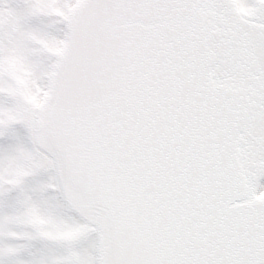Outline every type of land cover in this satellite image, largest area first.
Returning <instances> with one entry per match:
<instances>
[{
  "label": "snow or ice",
  "instance_id": "1",
  "mask_svg": "<svg viewBox=\"0 0 264 264\" xmlns=\"http://www.w3.org/2000/svg\"><path fill=\"white\" fill-rule=\"evenodd\" d=\"M0 264H264V0H0Z\"/></svg>",
  "mask_w": 264,
  "mask_h": 264
}]
</instances>
